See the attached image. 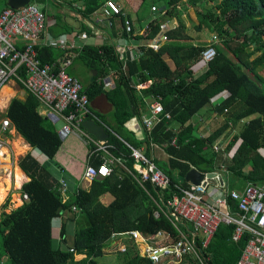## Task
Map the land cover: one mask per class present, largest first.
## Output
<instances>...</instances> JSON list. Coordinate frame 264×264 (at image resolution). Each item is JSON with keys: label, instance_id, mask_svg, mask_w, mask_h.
I'll list each match as a JSON object with an SVG mask.
<instances>
[{"label": "trees", "instance_id": "16d2710c", "mask_svg": "<svg viewBox=\"0 0 264 264\" xmlns=\"http://www.w3.org/2000/svg\"><path fill=\"white\" fill-rule=\"evenodd\" d=\"M82 1V11L87 16L107 0ZM148 1L141 0V6H151L152 2ZM159 1L163 7L153 13L143 35H132L123 21L122 37L151 40L157 36L159 24L168 21L174 26L168 30V40L160 49L140 46L134 59L129 51L117 53L111 42L101 47L85 46L78 52V59L87 69L97 71L89 84L82 83L83 92L90 102L104 96L114 108L109 121L98 115L110 129L105 143L113 145L111 151L123 158L127 168L118 165L111 176L86 181L87 187H75L82 176L77 179L64 172L71 190L69 197H65L59 178L30 152L19 158L18 167L29 177L20 188L27 198L21 205L0 215V259H6L8 264H97L115 232L136 229L143 236L158 232L176 236L164 216L156 218L153 215L154 204L149 194L155 191L150 183L143 186L130 172L137 173L131 147H144L148 155L151 142L164 148L170 158L166 162L155 159V163L169 174L171 190L175 189V176L182 179L191 167L210 173L222 163L230 188L264 183V76L258 71L260 68L264 72V0ZM32 2L46 6L49 0ZM209 2L214 7L205 9ZM183 4L185 8L190 5L194 8L198 30L209 29L217 36L215 42L214 39L210 42L217 50L210 62L202 59V51L210 43L197 41L185 33L179 8ZM8 7L7 0H0V12ZM37 51L42 62L59 57L51 49L37 48ZM200 62L206 63L207 69L197 75L193 66ZM111 73L113 87L105 89L104 79ZM147 82H151L147 88H139ZM20 87L24 88L21 84ZM224 91L230 95L215 106V110L225 113L228 109V118L236 130L224 148L229 155L226 159L215 151L214 144L227 131L228 123L203 138L194 122V117ZM148 97L159 99L170 117H163L151 133L146 132L144 140H138L126 128V123L147 109ZM38 106L30 94L24 101L13 98L4 116L11 119L32 149L51 160L55 168H62L54 160L62 140L47 118L39 113ZM251 115L256 116L240 123V119ZM172 123L176 124V131L171 128ZM173 138L177 147L170 145ZM91 163L100 164L96 159ZM236 181L240 184H235ZM182 186H187L183 180ZM107 195L112 198L109 202L105 201ZM229 203L232 207L236 205L234 201ZM58 217L63 224L61 239L56 242L53 222ZM70 224L75 227L72 235L68 234ZM233 230L234 226L218 227L203 250L204 256L209 258L207 264L237 263L248 235H242L235 243L231 240ZM119 261L120 264H152L132 251L119 256Z\"/></svg>", "mask_w": 264, "mask_h": 264}, {"label": "built area", "instance_id": "2783aa9c", "mask_svg": "<svg viewBox=\"0 0 264 264\" xmlns=\"http://www.w3.org/2000/svg\"><path fill=\"white\" fill-rule=\"evenodd\" d=\"M151 10L156 11L157 7L152 6ZM103 11L106 15H117L121 13V8L115 0H107ZM45 21L46 13L36 2H30L18 9L8 7L0 12V91L12 79L18 81L39 105L60 118L57 133L61 140L69 134L81 136L89 146L90 155H101L98 166L90 162L85 164L81 177L83 181L90 182L94 178L111 176L116 166L127 167L123 158L111 151L112 144L97 139L83 128V122L88 118L96 124H102L106 129L108 127L93 114L90 100L83 92L80 80L66 71L69 61L59 64L45 63L39 57L37 47ZM125 25L130 30L128 20H125ZM172 26L174 25L168 21L161 22L158 35L149 40L146 46L154 50L160 49L168 40V30ZM216 40L215 35L214 42ZM64 44L60 39L50 43L51 46L62 47ZM116 50L124 53L130 51L119 46ZM131 52L136 58L138 49ZM216 55L213 42L202 51V59L206 62L212 61ZM111 87L113 84L104 79V88ZM163 107L159 99H154L150 105V113L142 116V124L149 133L163 117H170ZM10 127L11 120L4 119L2 131L5 132ZM170 145L177 147L175 138ZM153 147L156 148V145ZM131 148L137 173L128 170L143 186L146 182L150 183L155 191L149 194L154 204L153 215L156 218L164 216L176 231V236L165 232L143 236L136 229L115 232L110 238V245H115L119 254L132 251L152 264H207L209 258L204 256L203 250L208 247L218 227L227 225L234 226L231 240L235 243L242 235H248L247 243L236 264H264V183H247L242 190H229L222 174L227 173L225 167L218 164L217 169L210 172L216 173V177L209 178L206 174L210 173L203 172L205 178L200 184L188 182L187 186H182L174 183L175 189L171 190L170 176L155 164L154 156L145 154L142 148ZM4 149L5 142L0 138V155ZM214 149L226 157L221 142L216 143ZM59 180L63 190H68V180L64 176ZM21 197L25 199L27 195L23 193ZM229 201H234L236 205L232 207ZM0 264L8 263L0 259Z\"/></svg>", "mask_w": 264, "mask_h": 264}, {"label": "crops", "instance_id": "0c3cea01", "mask_svg": "<svg viewBox=\"0 0 264 264\" xmlns=\"http://www.w3.org/2000/svg\"><path fill=\"white\" fill-rule=\"evenodd\" d=\"M183 1H186V0H183ZM115 2L120 6L121 11H122L119 15H113V14L106 15L103 11L104 4H105L104 3L98 10L94 11L91 14H87V16H85L83 11H82V9L84 8V4H83L82 0H49L48 4L46 6L43 3L42 4L38 3L42 8L45 7V10L44 9L43 10L46 13V21H45L43 33L40 36L37 48H39V49H42V48L51 49L54 52H56V54L59 55V57L57 59H55L54 61H47L45 63H57V64H59V63L65 62V61H69V65L66 67V71L68 73H70L71 75H73L74 77H76L75 73H74L75 68H76V64L82 63V65L85 66L83 64V62L80 59H78V55H79L78 52L85 46L101 47V46L107 44L108 42L109 43L111 42L115 45V50H116L117 46H119L121 49H123V48L130 49V51L128 52V50H127V52L131 53V56L134 59V55L131 51L138 49L140 46H145L149 40L142 39L140 41H136L130 37H127V38L122 37V29H123L122 22L125 20L129 21L130 30H132V32H133L132 35H134V36L136 34L143 35L145 32L146 25L151 20V18L154 16L153 13L156 12V11L151 10V7L155 5V6H157V10H159L163 6L162 5L161 6L156 5V4L152 3L151 6L147 5L145 7H142L141 6V0H115ZM179 8L182 12V14H181L182 20L186 26L185 27V29H186L185 33L188 36H191L192 38H194L195 40L200 41V42L204 41L207 44L210 43L211 41H213L214 36L216 35L215 33H212L211 37H209L207 39L192 36L190 34V30H192V29H194L195 32H197V33H201V34L204 33V32H202V30H198L197 27H195L199 23L196 12L191 5L185 8V6L183 4V6H179ZM55 39H60V40L64 41V43H65L64 46L63 47L60 45H52L51 46L50 43L52 41H54ZM116 52L121 53L120 51H117V50H116ZM193 67H194V72L198 75L199 73H201L207 69V64L204 62H200V63H196ZM88 71L90 74V78H89L87 84H89L93 80V77H96V75H97L96 70L91 71L88 69ZM94 71H96V75L93 74ZM105 80H108L113 84V82H114L113 74L111 73V75H108L105 78ZM80 82H81V80H80ZM9 83H12L11 85L13 88H10L7 86ZM9 83L3 88V89L9 88L12 91L11 94H8V98H6L7 96L2 95L3 89H2V91H0V103H3V105H5L7 110L9 108V105H10L13 98H19V99L24 101V100H26V98H28V94H29L24 88L20 87V83L18 81L14 80V81L9 82ZM87 84H84V85H87ZM149 85L150 84L147 82V83H144L141 88L139 86V88L145 89ZM17 86L20 89H18ZM17 94H22L21 98L17 97L16 96ZM229 95H230V93L227 91H224V92L216 95L212 99V102L210 104H208L200 113H198L194 117V122L197 123L199 126L197 132L200 135V137H203V138L209 137L213 132H215L220 127L224 126V124H226V122H227L228 123V129L219 138L218 141L222 142L223 145H225V143L229 140V138H232V135L236 132V130L234 131L233 123L228 118L229 117V115L227 113L228 109L225 110V113H219L217 110H215V106H217L222 101H224ZM147 101H148L147 109L139 116L138 115L132 116V118L126 123V128L130 132L134 133L138 140H144L145 139L147 130L143 126L141 119H142L143 115L150 113V105L154 100L151 97H148ZM90 108L93 111V114L99 118V120H102V118L99 117V115H100L101 117L107 118V120L109 121L111 119L113 112H114L113 106L110 105V103H108L106 101L104 96H98L96 99L91 101L90 102ZM7 110H6V112H7ZM38 110L42 116L47 118V120L52 124V126L56 129V131H58L59 124L61 122L60 118L58 116H56L54 113L48 111L46 108H44L41 105L38 106ZM5 113H4V115H5ZM109 113L111 114V116L108 115ZM255 116L256 115H251V116H248L246 118L240 119V123L247 122ZM6 118L10 119L9 117L5 116L4 119H6ZM87 120H91V119L89 118ZM2 121H0V134L4 133V135H5V136L4 135L2 136L3 139L6 140V141H4L5 142L4 151L7 150L6 145L8 144L9 140H7L6 134L9 132V134H11L13 136L17 135L19 137V139L23 142V145L25 147V152L23 155L19 156L20 158L29 152L32 154V151L34 149H32L24 141V139L21 137V135L17 132V130L13 126L12 121H11V127L5 132L2 131ZM102 121L105 123L104 120H102ZM106 126H107V124H106ZM236 126H237V124H236ZM171 128L173 129V131H176V129H177L176 124L172 123ZM230 128H232V129L230 130ZM107 129H106L107 131L110 130L109 128H107ZM71 135L72 136L74 135L76 138H80L79 136H77L75 134H69L66 137H64L62 139V141H66V139ZM152 143H153V145H156L154 142L150 143V154H149V156H151V155L154 156V159H153L154 162H155V159L159 160V161H165L166 162L170 157L166 153L164 148L160 147L158 145H156V148H154V147L152 148V146H153V145H151ZM74 145H75L74 142H72L68 146L64 147V145L62 143L57 154H55L54 160L59 162L60 165L62 166V168H55V171H54L55 173H52V174H55L54 176H56V178L60 179L61 177L64 176V172H68L73 177L80 179V177L82 176L83 167L85 166V164L87 162L91 163L93 159H96L97 161H99L101 163V155L100 154L90 155L89 146H87L86 151L82 153L83 154L82 156L79 153L77 155L79 158H81L82 161L77 160L74 156L70 155L71 152L76 154L74 149H73ZM141 148L144 150L145 154L148 155L145 148L144 147H141ZM4 151H3L2 155H0V168L4 169L5 174H4L3 178L0 179V185H2L4 188H6V184L4 182H5V179H9L10 183H11V186L9 189L10 190L11 189L20 190L22 184L24 182L28 181L29 177L27 175H25L21 171V169L18 167V165H17L18 160L15 162V164H13L11 162L9 155L8 154H7V156L4 155ZM263 155H264V151H263ZM226 156H227V154H226ZM63 168L66 170L64 171ZM193 168H195V167H193ZM195 169H197V168H195ZM16 170H18L23 177V179L21 180L20 185L18 187L14 186V184H15L14 175H15ZM174 173H176V171ZM222 174H223V179L226 183V186L229 190H231V189L242 190L246 186V185H243L241 188L237 187V186L230 188V185H229L230 181L228 180L227 173L224 172ZM178 177H180V176H178ZM182 180L185 183H188L184 180V176H183ZM182 180L179 182L176 180L177 181L176 183L182 185ZM235 184H240V182L236 181ZM22 194H23L22 192L19 194V198H18V200L20 201L19 205H21L23 202V200L21 199ZM64 194H65V197H69V195L71 194L70 185H69L68 190H64ZM105 198L107 200L109 199L107 202L112 200L111 196H109V195H107ZM58 218H61V217H58ZM59 224L60 225L57 227L55 225V221L53 222L54 234H55L54 236H55V238H57L56 242L57 241L59 242L61 239L60 238L61 237L60 232H61V228H62V224H63L62 218H61ZM69 228H71V226ZM69 228H68V234L72 235L73 232L71 233V230ZM4 261H6V259Z\"/></svg>", "mask_w": 264, "mask_h": 264}, {"label": "rangeland", "instance_id": "374dc122", "mask_svg": "<svg viewBox=\"0 0 264 264\" xmlns=\"http://www.w3.org/2000/svg\"><path fill=\"white\" fill-rule=\"evenodd\" d=\"M202 1H205V0H202ZM218 1H220V0H218ZM148 2H152V3L156 4V5H160L161 6V1H159V0H149ZM211 7H214V4L209 2V3H207L205 9H209ZM203 32L204 33L201 34V33L195 32L194 29L190 30V34L192 36H194V37H200V38H206L207 39V38L211 37V35H212V32H210L209 29L203 30ZM227 54L230 55V53L228 51H227ZM258 71H259L260 75L264 74V72H262V70L260 68H258ZM74 73H75V76L77 78H79L83 84H87L88 83V80L90 78V74H89L88 69L85 66H83L82 63H77L76 64V68H75ZM12 81H14V79H12ZM12 81H10V82H12ZM11 84L12 83H9L7 86L10 87V88H13ZM17 88L20 89L18 86H17ZM3 91H4V89H3ZM3 91H2V95H3ZM21 95L22 94H17L16 96L21 98ZM6 110L7 109H6L5 105H3V103H0V121H2L4 119V117H5L4 113L6 112ZM108 115L111 116L110 113ZM3 135H4V133L0 134V138L3 139V137H2ZM6 136H7V140H9L8 144L6 145V149L8 150V155H9V157L11 159V162L13 164H15V162L17 160H19V158H20L19 156L24 154L25 147L23 145V142L19 139V137L17 135L13 136V135L9 134V132H8L6 134ZM4 141H6V140H4ZM72 142H74V144H75L73 149H74L76 154L71 152L70 155L74 156L77 160H81V158H79L77 155H78V153L81 156L83 155L82 153L86 151L87 144H86V142L83 140V138L81 136H80V138H76L74 135L73 136L72 135L69 136L66 139V141H62L64 147L68 146ZM219 142L220 141H218L216 143H219ZM227 143H228V141L225 143V145H223L224 148L226 147ZM32 155L36 158V160L40 164H42L43 166L48 168L52 173H55L54 172L55 171V167H54V165H53L51 160L47 159L43 154H41L39 151H37L35 149L32 151ZM4 174H5L4 169L0 168V179L3 178ZM53 175H55V174H53ZM173 175H175V174L173 173ZM175 179L178 182L182 180L177 175L175 176ZM14 186H15V184H14ZM78 186H82V187L86 186L87 187V182L83 181L82 178H81V180H78V182H76V184H75V187H78ZM20 193H21L20 190H15V189L14 190L13 189L10 190V189H8L7 194L5 195V197L4 198H0V215H2V213L4 211L9 212L11 209L19 206L20 201L18 200V198H19V194ZM21 199H23V198L21 197ZM108 200L106 199L105 201H108ZM60 220H61V218H56V220H55V225L57 227L60 225L59 224ZM70 226H71V228H69ZM68 228L71 230V233L72 232L74 233V230H75L74 224H70L68 226ZM119 256H121V254H119V251L115 248V245H109L106 248V250H105V254L102 257L97 259V264H120Z\"/></svg>", "mask_w": 264, "mask_h": 264}, {"label": "water", "instance_id": "95a60500", "mask_svg": "<svg viewBox=\"0 0 264 264\" xmlns=\"http://www.w3.org/2000/svg\"><path fill=\"white\" fill-rule=\"evenodd\" d=\"M30 2H32V0H7L8 6L14 9L25 6ZM93 74L96 75V71H94ZM83 128L87 132H89V134H92L94 137L101 141H105L110 136L109 132L105 127L102 126V124H96L91 120H86L85 122H83ZM206 176L209 178L216 177V173L206 174ZM204 178L205 174L193 167L188 169L184 174V180L193 184H200L204 180Z\"/></svg>", "mask_w": 264, "mask_h": 264}, {"label": "bare ground", "instance_id": "6f19581e", "mask_svg": "<svg viewBox=\"0 0 264 264\" xmlns=\"http://www.w3.org/2000/svg\"><path fill=\"white\" fill-rule=\"evenodd\" d=\"M12 91L9 88H5L3 91V95L7 96L6 98H8V94H11ZM8 154V150L4 151V155L7 156ZM15 187H18L20 185L21 180L23 179L22 175L20 174V172L18 170L15 171ZM6 184V188H4L2 185H0V198H4L5 195L7 194L8 189L11 186L10 180L9 179H5Z\"/></svg>", "mask_w": 264, "mask_h": 264}]
</instances>
